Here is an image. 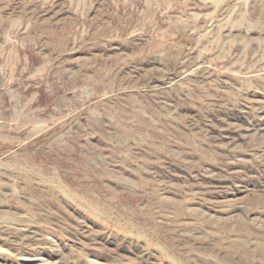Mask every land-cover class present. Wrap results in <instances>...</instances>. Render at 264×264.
<instances>
[{
	"label": "rangeland",
	"instance_id": "1",
	"mask_svg": "<svg viewBox=\"0 0 264 264\" xmlns=\"http://www.w3.org/2000/svg\"><path fill=\"white\" fill-rule=\"evenodd\" d=\"M0 264H264V0H0Z\"/></svg>",
	"mask_w": 264,
	"mask_h": 264
}]
</instances>
